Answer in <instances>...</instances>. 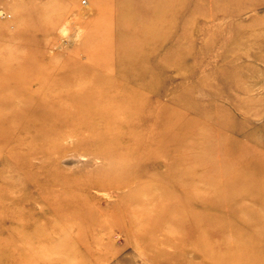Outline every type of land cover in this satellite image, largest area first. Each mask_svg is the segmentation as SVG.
Here are the masks:
<instances>
[{
  "label": "rangeland",
  "instance_id": "374dc122",
  "mask_svg": "<svg viewBox=\"0 0 264 264\" xmlns=\"http://www.w3.org/2000/svg\"><path fill=\"white\" fill-rule=\"evenodd\" d=\"M105 1L0 0V264H264V0Z\"/></svg>",
  "mask_w": 264,
  "mask_h": 264
},
{
  "label": "bare ground",
  "instance_id": "6f19581e",
  "mask_svg": "<svg viewBox=\"0 0 264 264\" xmlns=\"http://www.w3.org/2000/svg\"><path fill=\"white\" fill-rule=\"evenodd\" d=\"M118 1L120 0H107L105 1L103 5L105 6L115 5L116 6L118 4ZM0 78H4L5 82L8 83V88L6 87V90L0 88V98L2 100L1 108L3 110L7 109V110H12V112L14 111V113L12 114V117L16 118L18 116H21L22 115L21 112L23 110H26L25 103L10 100L9 98H7L8 95L6 96L7 90L9 91L8 93H10V92H17L21 89V85L19 83L17 84L16 81L13 83V80H18L20 78V74L12 70L5 74L3 69L1 68ZM55 92H56L55 87H52L49 90V93H50L49 96L52 95L53 98L52 97L51 98L54 99V101H52L53 105L58 106L59 103H61V99L56 98ZM74 98L76 97H73V99ZM233 105H236L239 108V110H244L248 115H252L251 117H256L259 115V112L257 111V108H259L258 105L257 104L254 105L252 102L248 100V98L245 101H241V102L236 101V104H233ZM260 108L262 109V107ZM222 116L224 118L225 116L229 117V114L228 112L224 111L222 112ZM12 121H13L12 123H15V119L12 118ZM1 123L10 124L11 120L8 117L5 118L4 116H2L0 117V124ZM239 128H241V130L243 129L241 126H239ZM242 131L245 132V129H243ZM5 141H6V138L0 137V144L4 143ZM263 147H264V140L258 139V141H256L255 144L253 143L251 145L250 144L249 145H238L236 146V148H227V150H225V152L223 153H220V152L213 153L211 149L208 148L207 153H209V155L211 156V160L214 161V164L211 168L206 167L204 171L207 172L206 173L207 176L208 175L213 176L217 172L216 175H218L219 178H227L229 176L230 177L238 176L240 181L243 180L244 182L246 181L245 177L249 176L251 172L255 171V172H260L264 180V148ZM207 176H205V178H207ZM247 180H249V178H247ZM262 185L264 186V182L262 183ZM234 187L235 186H233V188ZM241 187L244 188L243 185H241ZM244 192L245 191H243V193ZM243 193L242 195H245Z\"/></svg>",
  "mask_w": 264,
  "mask_h": 264
}]
</instances>
